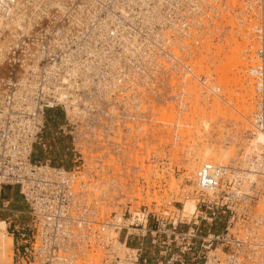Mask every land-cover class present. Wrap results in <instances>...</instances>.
<instances>
[{
    "label": "built area",
    "instance_id": "2783aa9c",
    "mask_svg": "<svg viewBox=\"0 0 264 264\" xmlns=\"http://www.w3.org/2000/svg\"><path fill=\"white\" fill-rule=\"evenodd\" d=\"M117 1L127 0H58L38 16L31 5L14 16L23 19L11 25L17 33H0V43L9 44L0 47V193L17 187L30 218L22 233L8 223L17 242L12 264H264V207L256 204L264 201V160L259 164L254 157L253 168L244 169L251 178L227 181L214 166L203 165L196 175L198 205L191 222L184 220L183 209L157 200L151 187L170 178L172 164L199 160L202 94L218 96L223 90L215 93L207 69L218 67L213 83L233 84L231 74L230 80L219 77V60L208 61L206 49L225 44L227 37L238 40L244 56L255 61L243 72L263 67L264 0H138L114 9ZM102 3L94 17L93 8ZM25 21L31 24L24 26ZM100 26L122 62L113 67L102 56L98 64L89 63L99 70L85 71V81L69 70L84 69L93 58L90 45L82 47L81 41ZM120 35L135 48L123 50ZM41 47L47 54L36 61L30 51ZM72 53L77 61L65 62ZM12 69H20L18 77L11 76ZM99 80L104 91L95 87ZM256 89L255 123L264 112L259 80ZM62 90L68 99L60 96ZM183 106L191 109L188 118ZM57 109L65 115L61 129L72 137L70 168L34 157L47 116ZM174 117L184 124H173ZM241 180L250 183L249 190L235 193L230 185ZM219 208L229 215L224 232L202 235L201 222L214 220L203 217L204 211Z\"/></svg>",
    "mask_w": 264,
    "mask_h": 264
},
{
    "label": "rangeland",
    "instance_id": "374dc122",
    "mask_svg": "<svg viewBox=\"0 0 264 264\" xmlns=\"http://www.w3.org/2000/svg\"><path fill=\"white\" fill-rule=\"evenodd\" d=\"M239 32V30H235L234 33ZM227 35V34H225ZM223 40L224 39H220ZM231 38H226L225 44H223L222 41L218 42L216 44V47H208L206 50L207 54V60L213 61L216 59H219V52L221 49L224 50L225 53H227V56L231 55L232 53L234 56H236L240 61L235 62L233 66L229 67L226 66L224 72L231 74L233 76V84L231 86L225 87L222 86L219 88V81L217 83H213L212 78L217 77V74L212 75H206L205 77L209 80V84L212 85L211 87L213 89H216V94H218L217 89L223 90L220 92L218 96H214L212 94H204V97L202 98V104L204 106L200 107V112L202 113V117L200 118H206L209 122L208 125L204 124V119L201 120L202 122V131L201 134V141L203 142V148H201L199 151L198 147H194L193 150L197 151V157L199 160L190 162L188 164H172V171L170 178L160 181H156L155 183H152L151 187L156 188L153 194L155 198L158 200H165V202L170 203L171 209L179 208L183 209V200L186 198L187 191H190L192 194V197L195 199L197 196L195 195V189L196 183L191 176L193 174H190V169L192 166L193 168L200 167L201 164H203V161L205 159H209L212 156L205 153L204 147L209 145L213 149H215L218 154L222 152H227V158H223L222 161H216L213 164H224L228 167L238 166L240 167H246L253 168V158L258 157L257 151L251 152L248 156V160H246V153L247 149L251 146V143H259L261 141L259 136V131H256L254 128L256 126L255 124V115L258 110V93L256 89V80L250 72L247 70L245 73L242 71L243 68H246L249 63L253 64V61L250 62L248 58L245 55L244 49L245 47L240 44L238 40L231 41ZM226 44H228V47H225ZM236 47V48H234ZM236 49V51L234 50ZM238 52V53H237ZM230 53V54H229ZM243 53V55H242ZM246 57V58H245ZM244 60V61H242ZM241 62H243L242 69L240 67ZM225 65V62H223ZM255 64V63H254ZM239 70L241 72L239 73ZM224 72L222 73L224 76ZM225 73V74H226ZM219 77H221V75ZM255 80V81H254ZM253 82V83H252ZM253 85H252V84ZM253 87V88H252ZM249 88H252L254 91L253 98L252 94L247 96L248 105H251V109L247 112L239 111L237 112L234 108L229 106V101L232 100V104L234 106H242V101H238L237 98L240 99V97L243 94H247V91ZM202 91V90H201ZM231 91L234 94L231 96ZM235 91V92H234ZM204 92V91H203ZM241 94V95H240ZM200 98V97H199ZM218 100V101H217ZM223 100V102H222ZM198 99L196 100V103ZM217 101V104L221 106V109H216L218 106L215 105ZM219 102V103H218ZM222 102V103H221ZM219 106V107H220ZM216 107V108H215ZM218 107V108H219ZM203 110V111H202ZM200 113V115H201ZM65 122V115L61 110H51L48 114L47 121L45 124V128L43 133L41 134V141L35 148L34 151V157L37 159H51L52 163L54 165H60L64 166L65 168H70L73 166V162L71 160V143H72V137H70V134H65L63 130L61 129V126ZM43 144L46 145V148L43 147ZM264 149V148H263ZM191 150V149H190ZM204 150V151H203ZM206 154V155H205ZM264 156V154H262ZM241 158V160H240ZM204 159V160H203ZM248 162V163H247ZM205 163V162H204ZM180 170V173L177 172V169ZM183 169H186V173H183ZM232 170V169H231ZM239 170H236L234 172H238ZM190 174V176H189ZM172 177L174 178V181L172 180ZM237 178V177H235ZM171 181H173V184ZM237 185V186H236ZM248 185V187H247ZM250 183L248 181H240L239 184H236L235 181L231 183L230 189L234 190L236 193V190H242L241 191H248L249 190ZM173 187V189H171ZM247 187V188H246ZM158 190V191H157ZM160 190V191H159ZM184 196L182 197V195ZM157 196V197H156ZM238 200L234 199L233 202L236 203ZM230 203V202H229ZM256 203V202H255ZM258 204V209H261L264 207V201L256 203ZM5 205L6 208L4 207ZM225 209L219 208L204 211L203 217L208 218H214L213 221L210 222V220H203L200 225V229L205 233L212 232L214 234H221L224 232L227 222L229 219L228 213H223ZM213 212H215V215H213ZM184 216V220L186 222H191V219L193 218V214L190 218L186 217L184 213H182ZM7 220V227L8 223L11 222V230L17 227L16 229L19 230L20 233L23 232L22 228L26 227L27 224L30 221L29 215L27 214V206L20 195V192L17 187L13 186H7L4 188L0 193V220ZM189 219V220H188ZM192 223L189 225H183L182 228L184 230H187V228L191 227ZM10 234H12V231H9ZM19 233H15V238L19 237ZM14 247H17V242H14ZM15 251V250H14ZM16 253V251H15ZM14 253V254H15Z\"/></svg>",
    "mask_w": 264,
    "mask_h": 264
},
{
    "label": "bare ground",
    "instance_id": "6f19581e",
    "mask_svg": "<svg viewBox=\"0 0 264 264\" xmlns=\"http://www.w3.org/2000/svg\"><path fill=\"white\" fill-rule=\"evenodd\" d=\"M11 1H12V3L10 2V0H0V29H1L0 30V33L4 29H5L4 32H7V29H8L11 34L17 33V29H14L13 26H11V25H16V24L19 25L22 22L23 19L19 20L18 18H14V16L17 13H20V10L19 9H22V11H23L26 7H30L31 5H34L35 6L34 15L38 16V14H40L41 12L48 11L50 7H52V6L56 5V4L59 5L58 0H34L35 2H31L30 0H11ZM127 1H128L129 4H131V2H137L138 0H127ZM127 1H124V2H127ZM124 2L123 1L122 2H118L117 1V3H114L113 4V8L114 9H117L119 7H124L125 6ZM39 4H42L43 5V7L40 8V11L37 10L38 7H39ZM142 4H144V3L142 2ZM102 5H103V3L100 4V5H97L96 8L95 7L93 8V12L92 13L95 12L94 13V17H96L98 15V8H102ZM61 9L64 10V8H61ZM122 14H123L124 17H127L128 11L122 9ZM60 16H62V15L59 14L58 18ZM6 17L11 18L10 21H7L6 22L5 21V18ZM118 20L122 24V29L123 28L125 29L126 27H125L122 19H120V17H118ZM153 21H154V18L151 20V23ZM4 23H5V25H4ZM26 24H29L30 25L31 22L30 21H25V23L23 25L25 26ZM3 25H4V27H2ZM104 28L105 27H103V26L94 28L91 32H89V34L87 36V39H86V42L83 43V40L81 41L82 44H83L82 47H87L88 45H90L88 47V49H89L88 51H89V53H93L94 56H93V58L89 59V61L84 62V64H85L84 69L80 68L79 65H76L75 67H73L72 69H70L69 71L72 72V75L73 76L78 77V76L83 75V77H84V79L86 81L89 78V76L87 74H83L85 71L88 72V71L91 70V71L97 72L99 70V66H94V65L93 66H90L89 63H91V64H98L99 61H103L104 60L102 58V56L104 58H106V60H111L113 62V64H112L113 67H115L117 61H118V63L122 62V57L120 56V53H119L118 49L116 47H113V45H114L113 42L114 41L112 40V38H108L103 33V29ZM149 36H150V34H148V37ZM76 37H77L78 40L81 39V38L78 37V35H76ZM205 37H207V35H205ZM117 38H121L122 43H123V45H122L123 46V50H126V49H128L129 47L132 46L131 44H129V42L127 40V36L120 35V37H117ZM101 40L107 41L108 45H106V46H99L97 43L100 42ZM7 44H8V42H6L4 40V41H2L0 43V47H2V49H5L9 45V44L8 45ZM59 45H60V43H59ZM41 48H42L41 51H39L38 49H35L34 51H32V50L30 51V55H32V57L34 59H36V61H39V59H41L42 57H44V55L47 54V51L44 50L43 47H41ZM131 48L134 49L135 47H131ZM234 48H236V47H234ZM236 49L235 50L233 49V50L236 51ZM224 50H226V49L223 48L219 52V56H220L219 59H218L219 60V70H220L219 75L222 74L224 72V70H226L225 69L226 66L231 67V66H233V64L235 62H237V61L239 62L240 61L238 59L239 57L237 58L236 56H234L233 52H231L232 53V57H231V55L230 56L229 55L227 56V53H225ZM221 56H223V57L221 58ZM70 60L71 61L73 60L74 62L77 61L73 57V53L70 54V57H69V54L66 55L65 62L70 61ZM36 61H34V62L32 61V62H29V63L36 64L37 63ZM242 61H244V60H242ZM223 62H225V65L223 64ZM254 63H255V61L253 60V64L252 65H254ZM3 65L4 64L0 63V71H1ZM242 66H244L243 65V62H241V64H240L241 69H242ZM215 68H216V70H215ZM215 68L214 69L208 68L207 69V75H212V74H217L218 75V67L215 66ZM51 71H52V69H50V68L47 69V72L50 73ZM240 72H241V70H239V73ZM19 73H20V69H12L11 76L18 77L19 76ZM98 73L95 74V76L98 77ZM225 73L226 72H224L225 77H227V79L230 80V78H228V75L229 74L228 73L225 74ZM28 74H29L28 65H26V67H25V75H28ZM250 74L252 75V77H254L255 80H259V83L261 81V83L263 84V90L262 91H263V96H264V65H263V67L260 68L259 71L258 70H253V71H251ZM222 76H223V74L221 75V77ZM219 86H220L219 88H221L222 86H225V87H228L229 88L231 85H230L229 82L226 83V82L219 81ZM95 87H96V89H98L100 91H104L105 90V83H103L101 80H99V81L96 82ZM252 88H249L248 91H247V94H243L240 97V99L237 98L238 101H240V100L242 101V103H243L242 106H240V107L238 105L237 106H234L232 104V100L229 101V106H231L232 108H234L237 112L243 111L245 113V112L249 111V109H251L252 107H251V105L250 106H246V105L249 104L248 103V100L249 99H247V96L249 95V91H250V95L252 93L254 94V91H253ZM200 92L203 93V91H200ZM232 92L233 91H231V96L234 95ZM59 94H60V96L62 98H67L68 99V95H69L68 92L62 90ZM253 94H252V98H253ZM194 95H196V93L193 92L190 96L192 97ZM197 95L198 96H201L199 94H197ZM202 95H204V94H202ZM248 97H250V96H248ZM56 101L58 103H63V101L61 100L60 97H58ZM66 101L67 100H65L64 103H66ZM217 101L215 103L216 106H218ZM194 102H195L194 99H191L190 100V103L191 104H194ZM222 102H223V100H222ZM246 103H248V104H246ZM51 105H54V104L51 103ZM219 106H220V104H219ZM221 106L219 108L218 107L217 108L215 107V108L220 110L221 109ZM186 110L188 112V114H187L186 117L188 118L190 116L189 113H190V110L191 109L188 108V106H183V112L186 111ZM261 112H262V110L260 109L259 113H261ZM201 120L204 121V124L203 125H208L209 124V122H208V120L206 118H201ZM176 121H178V120H176V117H174L173 120H172V123L173 124H176V123L178 125H183L184 124L183 122H181L179 124ZM142 124L145 125L146 124V121H143ZM255 124H256V126H255L254 129L256 131H259L260 132L259 133V136H260L261 141L259 143H256V144L255 143H251V146L247 149V153H246V156L245 157H246V160H248L249 159L248 158L249 154L251 152H256L257 151V156L261 160L259 162V164H260L264 160V156L262 155L263 154L262 152H264V149H263L264 148V112L258 115V117H257V123H255ZM177 139H178V137H177ZM204 150H205V153H207V154L209 153L208 155H211L212 157L209 158V159H205V160L203 159L204 160L203 161V164H201L200 167L193 168L194 166H192L191 168H189L190 169V174H193V176H191L190 178L193 177V179H194V181L196 183V187H197V178H196L197 171L203 165H212V166H214L215 169H216V172L218 173V177H219V175H221L225 181L230 180L231 177H240L241 179H246L248 177H250V178L252 177L251 176V175H253L252 172H250V171L249 172H244V169L247 170L248 168H245L244 167L241 170H239L238 172H234L227 165H224V164H213L216 161H222L223 158H227L228 157L227 156V152H222L219 155L218 152L215 149H213L211 146H209V145L205 146L204 147ZM197 157H199V156H197ZM256 166L258 167V164ZM190 174H189V176H190ZM172 180L174 181V178L173 177H172ZM173 181H171L172 183H170V184H173ZM247 187H248V185H247ZM171 189H173V187ZM241 190H242V188H241ZM191 194L192 193L190 191H187L186 198H184V200L182 201L183 204H184V206H183V213L188 218H190L192 216V214H194L196 212L197 205H198V199L197 198L195 199L194 197H192ZM207 194L213 195V194H211V192H207ZM154 195H157V194H154ZM183 196H184V194L182 195V197ZM14 253H15V251H14V238L10 234V232L8 231L7 222L5 220L1 219L0 220V263L12 264V262L14 261V255H15Z\"/></svg>",
    "mask_w": 264,
    "mask_h": 264
}]
</instances>
